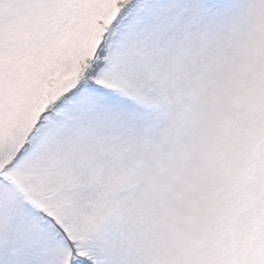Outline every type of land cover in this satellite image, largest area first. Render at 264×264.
<instances>
[{"label":"snow or ice","instance_id":"obj_1","mask_svg":"<svg viewBox=\"0 0 264 264\" xmlns=\"http://www.w3.org/2000/svg\"><path fill=\"white\" fill-rule=\"evenodd\" d=\"M37 92L55 98L3 170L75 128L77 178L103 187L95 235L0 195V264H264V223L225 170L208 190L264 124V0H0V118Z\"/></svg>","mask_w":264,"mask_h":264},{"label":"rangeland","instance_id":"obj_2","mask_svg":"<svg viewBox=\"0 0 264 264\" xmlns=\"http://www.w3.org/2000/svg\"><path fill=\"white\" fill-rule=\"evenodd\" d=\"M80 71L82 73V69ZM54 98L37 92L21 102L10 95L6 113L0 118V149L4 150V158L0 159V195H10L18 204L49 211L50 215L66 211L69 219L65 228L69 238L83 244L95 235L92 231L94 203L103 187L102 182L89 184L82 177L77 178L85 169L86 161L81 156V140L75 128H61L8 172L3 170L11 160L7 149L22 140L38 112ZM256 104L260 106L264 101L257 99ZM161 131H172L171 124L162 120ZM221 169L227 173V191L241 207L253 210L254 222L264 223V183L261 182L264 177V124L249 122L242 144L238 148L230 146L228 158L217 161V174L208 185L209 192L223 179L219 175ZM112 171L111 166L105 167L104 176L110 177ZM57 222H61L60 216Z\"/></svg>","mask_w":264,"mask_h":264},{"label":"trees","instance_id":"obj_3","mask_svg":"<svg viewBox=\"0 0 264 264\" xmlns=\"http://www.w3.org/2000/svg\"><path fill=\"white\" fill-rule=\"evenodd\" d=\"M12 167H13V166H12ZM12 167L8 168L7 170L9 171ZM8 171H7V172H8Z\"/></svg>","mask_w":264,"mask_h":264}]
</instances>
